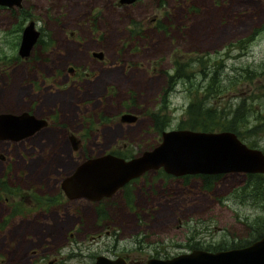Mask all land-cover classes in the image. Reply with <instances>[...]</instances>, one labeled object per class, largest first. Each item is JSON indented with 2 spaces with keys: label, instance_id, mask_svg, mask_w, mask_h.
Listing matches in <instances>:
<instances>
[{
  "label": "rangeland",
  "instance_id": "obj_1",
  "mask_svg": "<svg viewBox=\"0 0 264 264\" xmlns=\"http://www.w3.org/2000/svg\"><path fill=\"white\" fill-rule=\"evenodd\" d=\"M30 22L46 42L39 51H45L41 60L46 65L32 64L34 72L18 52ZM256 29L254 38L238 49ZM93 51H101L103 58ZM206 57L219 66L214 81L197 74L168 82L175 60H194L199 70ZM12 65V76H7ZM0 66L5 70L0 76V112L31 108L37 116L55 119L24 141L25 146L0 141V153L7 156L0 160V169L7 164L15 173L41 177L48 189L56 190L85 156L113 152L131 157L158 144L161 130L188 128V104L217 84L220 89L211 96L215 106L227 108L232 102L231 108L239 107L242 139L264 149V74L247 76L249 67L264 70V0H23L22 7L0 5ZM126 112L136 119L119 121ZM68 132L82 139L81 149H74ZM181 177L149 170L132 186L144 205L145 200L166 199L174 200L172 205L127 208L120 194L113 198L119 202L110 208L115 219L111 232L117 228L120 241L132 250H138L136 237L142 238L144 247L137 256L144 261L191 248L216 251L246 245L264 229V207L235 197L234 186L243 182L239 174L220 177L207 193L193 191L197 178ZM208 186L204 182L205 190ZM77 206L88 223L94 221L85 199L51 206L46 214L56 217L61 210L67 221ZM82 231L105 230L86 223Z\"/></svg>",
  "mask_w": 264,
  "mask_h": 264
},
{
  "label": "flooded vegetation",
  "instance_id": "obj_2",
  "mask_svg": "<svg viewBox=\"0 0 264 264\" xmlns=\"http://www.w3.org/2000/svg\"><path fill=\"white\" fill-rule=\"evenodd\" d=\"M8 8L10 9L14 7ZM40 35L39 30L38 39L32 46L29 55L27 57H21L23 58V61L26 62V67H30L34 63L46 65V62L41 60L45 56V51L39 54V51L45 47L44 44L46 43L42 38H40ZM11 67H13V65L10 66L9 70H6L7 76H12ZM31 70L34 72L36 71V68L31 66ZM67 70L71 74H74L75 72V68L71 66H69ZM4 73L5 70H3L0 66V76ZM23 111L35 114L31 108L23 109L18 112ZM37 117L46 119L47 124L36 130L34 133L21 139H0V141L23 142L22 144L25 146L26 140L28 141L30 138L32 139V136L41 133L43 128L50 125V121L53 124L55 120L53 117H50L49 119L44 116ZM58 133L62 134V131H59ZM67 136L72 140L74 149L82 148L81 138L77 137L72 132H68ZM261 149L264 151L263 148ZM32 151H35L34 146L32 147ZM32 151L30 154L36 155ZM93 156L96 155L85 156L76 164V166L81 161ZM6 158L7 156L5 154L0 153V160H5ZM157 170L165 172L161 168L150 171L155 172ZM14 173L15 171L11 165L9 166L4 164L0 169V201L3 203V206L0 207V213L4 212L0 215V264H96L99 257H103L102 259L106 261L120 259V261L125 262V264H145L148 258L144 261L141 258V255L137 256L138 250H142L144 247L142 238L136 237V248H138V250H132L128 248L126 242L120 241L121 239L118 238V233L116 232L117 228H115L114 232H111V227L114 225L112 222H114L115 219L111 214L110 208L115 205V202H119L118 200H113V198L117 194H120L119 196L127 208L146 207V209H150L155 206V208H158L163 206V203H165V205H172L174 202V200L170 199L151 203L145 200V205L143 202H140L135 195V191L132 190V186L134 183L138 184L139 179L142 178L145 173L131 179L128 183L117 189L111 195L104 196L98 200L89 199L84 196L68 197L61 188V180L67 174L61 178L60 184L57 186L56 190H53V188L48 189L47 187H43L41 185L44 181L41 177L33 178L30 175L24 176L26 173L20 172H16L13 176ZM165 173L173 175L167 172ZM232 173L242 176L243 182L237 184V187L243 185L246 179L245 177L248 174H250L249 178L253 183H260L264 180V172L242 171L213 174L196 173L173 176H183L181 178L185 179L187 175H190L193 178H197L198 183L193 185V191L207 193L208 190H205L201 186L204 185L206 180H210L216 174H221L220 177L224 178ZM217 182L218 179L215 183ZM186 184L187 183H185L182 187L186 188ZM236 186H234V188H237ZM167 187L168 186H164V188L161 187V191L164 192ZM138 191L141 190H137V192ZM157 191H153L154 196L158 195ZM245 192L246 193L241 195L237 192L238 196L235 197L247 199L250 196V191ZM148 197L152 198V195L149 194ZM80 199H85L88 204H90L92 215H94V221L89 223H93V225L98 226V229L103 228L105 230L104 232L82 231L84 229V224L89 223L84 216V213L78 209V206L75 208V211L72 210V215L71 217H68L67 221H64L63 212H61L60 209V212L57 213L56 217L46 214L51 210V206L60 205L64 202L67 204L75 202L77 204ZM154 203L156 204L154 205ZM66 224H70L71 227L66 229ZM254 237L255 235L253 238L246 241V243H251L252 241L258 239H254ZM150 257L168 258L160 256Z\"/></svg>",
  "mask_w": 264,
  "mask_h": 264
},
{
  "label": "water",
  "instance_id": "obj_3",
  "mask_svg": "<svg viewBox=\"0 0 264 264\" xmlns=\"http://www.w3.org/2000/svg\"><path fill=\"white\" fill-rule=\"evenodd\" d=\"M0 5L21 6L22 0H0ZM38 36L33 22L24 27L18 48L20 56L29 55ZM92 54L103 58L101 51ZM135 119L130 112L119 116L121 122ZM46 124V119L27 111L1 112L0 139L18 140ZM158 168L173 175L264 172V151L247 145L232 130L165 129L161 131L158 144L133 157L124 158L108 152L83 160L61 180V188L68 197L98 200L111 195L130 179ZM102 258L99 257L96 264H125L120 259L106 261ZM145 264H264V234L244 246L216 251L192 249L168 258L150 257Z\"/></svg>",
  "mask_w": 264,
  "mask_h": 264
},
{
  "label": "trees",
  "instance_id": "obj_4",
  "mask_svg": "<svg viewBox=\"0 0 264 264\" xmlns=\"http://www.w3.org/2000/svg\"><path fill=\"white\" fill-rule=\"evenodd\" d=\"M257 31H259V29L258 30L256 29L254 31V34L249 38H247L246 40L240 41L239 43L241 44H238L237 48L242 49L244 43H249L254 38V35L257 33ZM215 62H216L215 60L214 62H210V57H206V59L202 61V63L200 64V69L196 70L194 65V60H190L188 63H180L178 60H175V69L174 72L168 76V82L172 84L174 81L182 79L183 77L188 78L189 76H196L197 74H201V76L208 77V80L212 79V81H214L217 78V76L215 75V71L219 68V66L216 65ZM235 69L238 70V68ZM247 71H248L247 76H249L250 78H252L253 76H259L261 74H264V70L259 71L258 68L249 67ZM225 76H229V73H227ZM233 76H239L238 72L237 74H233ZM221 81L222 79L219 81V83ZM217 85L213 89H207L202 99L191 101L188 104L186 109V119L188 123H186V127L188 126V128L201 129V130L227 129L234 131L240 138H242L243 137L242 132L237 128L238 124L236 117V114L239 112L240 108L239 107L231 108V106H233L232 102H229L227 108L225 106L224 108L216 107L215 106L216 102L213 101L211 96H216V93L214 92L220 89L218 88ZM220 95L221 94H218V97ZM207 98L209 99V102L211 104L207 103L206 101ZM151 116L152 119L156 122L157 121L156 115L152 114ZM165 124L166 122L162 123L160 130L164 128ZM220 176L221 174H216L210 180H206V182L209 183V186L207 187L208 191L212 189V186L215 184L217 179L219 181ZM249 176L250 174L247 175V178L245 179L242 186H239L235 189L237 192H239L240 195L246 193L245 191H250L249 192L250 196L247 199H253L254 201H256L255 204L264 207V204H262L264 203V180L261 181L260 183H253L250 180ZM201 186L202 188H204V185ZM263 233H264V229H260V231L255 235L254 239L258 238Z\"/></svg>",
  "mask_w": 264,
  "mask_h": 264
}]
</instances>
